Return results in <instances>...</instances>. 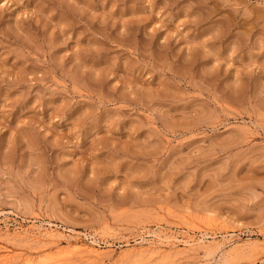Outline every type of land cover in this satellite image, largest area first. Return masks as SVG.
Segmentation results:
<instances>
[{"label": "rangeland", "instance_id": "1", "mask_svg": "<svg viewBox=\"0 0 264 264\" xmlns=\"http://www.w3.org/2000/svg\"><path fill=\"white\" fill-rule=\"evenodd\" d=\"M28 263L264 264V0H0V264Z\"/></svg>", "mask_w": 264, "mask_h": 264}, {"label": "bare ground", "instance_id": "2", "mask_svg": "<svg viewBox=\"0 0 264 264\" xmlns=\"http://www.w3.org/2000/svg\"><path fill=\"white\" fill-rule=\"evenodd\" d=\"M25 232H26V231H25ZM28 233H29V232H28ZM38 234H40V233H38ZM41 234H42V233H41ZM200 234H201L202 236H206V235H203L202 233H200ZM207 234H208V233H207ZM26 235H27V234H26ZM32 235H33V234L31 233L30 236H32ZM34 235H35V234H34ZM49 235H50V234H49ZM147 235H148V234H147ZM156 235H157V234H156ZM28 236H29V235H28ZM28 236H27V237H28ZM44 236L46 237L47 234L45 235V233H44ZM44 236H43V238H44ZM32 237H33V236H32ZM32 237H31V238H32ZM35 237H37V236L35 235L33 238H35ZM51 237H52V236H50V238H51ZM147 237H148V236H147ZM158 237H159V236H158ZM48 238H49V236H48ZM173 238H174V237H173ZM37 239H38V238H37ZM46 239H47V237H46ZM51 239H52V238H51ZM141 239H142V238H141ZM159 239H160V238H159ZM162 239H163V238H162ZM166 239H167V238H166ZM186 239H187V238H186ZM204 239H205V238H204ZM93 240H94V239H93ZM93 240L90 242L91 246H92V245H93V246H98V244H96V242L93 241ZM160 240H161V239H160ZM164 240H165V239H164ZM172 241H173V239H172ZM177 241H179V240H177ZM181 241H182V240H181ZM157 242H158V241H157ZM157 242H156V245H158ZM174 242H176V241H174ZM227 242H228V241H227ZM158 243H161V242H158ZM66 244H67V243H66ZM69 244H70V243L68 242V245H69ZM172 244H173V243H172ZM172 244H171V245H172ZM182 244H187V245H189V244H190V241H182ZM99 245H100V244H99ZM72 246H73V245H72ZM72 246H71V247H72ZM66 247H67V246H66ZM76 247H78V246H76ZM76 247L74 246V247L72 248V251H73ZM245 247H246V246H245ZM78 248H79V247H78ZM78 248H77V250H78ZM80 248H81V247H80ZM93 248H94V247H93ZM93 248H92V251H91L92 253H94ZM90 249H91V248H90ZM153 249H155V248H153ZM77 250L75 249V251H77ZM88 250H89V249H88ZM94 250H95V249H94ZM97 250H98V249H96L95 252H96ZM129 250H131V249H129ZM158 250H159V249H158ZM237 250H238V249H237ZM68 251H69V250H68ZM70 251H71V250H70ZM79 251H80V250H79ZM150 251H151V250H150ZM145 252H146V251H145ZM206 252H207V251H206ZM149 253H150V252H149ZM7 255H8V254H7ZM7 255H5V256H7ZM3 257H4V256H3ZM7 257H8V256H7ZM151 257H152V256H151ZM2 259H3V258H2ZM2 259H1V260H2ZM5 259H6V257H5ZM3 260H4V259H3ZM6 260H7V259H6ZM28 264H29V263H28Z\"/></svg>", "mask_w": 264, "mask_h": 264}]
</instances>
